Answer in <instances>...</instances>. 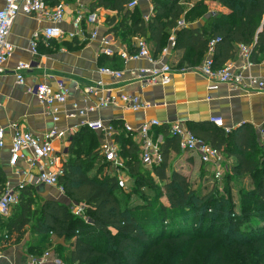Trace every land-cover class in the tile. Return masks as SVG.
I'll return each instance as SVG.
<instances>
[{
	"label": "trees",
	"instance_id": "16d2710c",
	"mask_svg": "<svg viewBox=\"0 0 264 264\" xmlns=\"http://www.w3.org/2000/svg\"><path fill=\"white\" fill-rule=\"evenodd\" d=\"M131 1L93 0L92 3L93 8L112 11L108 22L127 41L130 53L136 52L132 36L153 42L155 48L151 53L156 55L163 50L171 34L176 37L174 49H183L186 53L180 60V68L200 64L215 39H218L213 47L216 67L234 58L242 43L251 45L252 61L264 53V0H220L230 8L227 14L208 12L203 0H197L190 7H186L183 0H153L155 13L148 20L128 7ZM200 18L204 19L201 27L179 24ZM112 123L121 128L115 121ZM202 124L194 127L193 132L220 149L223 155L233 158L235 175H261L251 200L256 202V208H264V172L261 171L264 156L254 127L245 123L231 131L210 126L208 122ZM122 128L116 141L125 160L123 170L133 179L129 192L124 193L115 173L109 174L111 163L93 142L94 136L86 131L78 132L73 135L70 157L62 164L58 185L70 203L82 204L83 214H75L66 201L42 198L35 186L21 185L17 190L19 204L7 219L0 216V236L10 237L14 233L20 239L25 228L32 224L39 234L52 233L64 240L65 244L58 242V245L67 249L65 257L56 255L65 264H155L163 258L169 264H201L199 259L203 260L202 264L259 262L254 256L256 249H249L245 242H233L231 248L234 249L224 248L220 239L232 233L217 236L207 232L210 225L205 226L204 222L219 224L220 220L214 215L221 214L224 203L215 199L214 188L201 194L188 175L170 164L171 152L178 153L181 147L179 138L169 132L167 125L156 127L163 135L162 161L152 169H147L140 161V147L133 134ZM87 139L91 140V146H87ZM104 163L107 165L102 167ZM6 181V174L0 168V194L6 191ZM134 195L138 196L135 201ZM262 217L264 219V215ZM221 224L227 228V223ZM232 224L237 231L239 223ZM262 231L264 234V228ZM250 239L255 241L254 245L263 241ZM206 243L217 249H209L204 259L205 249L197 247ZM184 245L189 249H182ZM37 248L41 247L31 245L34 252Z\"/></svg>",
	"mask_w": 264,
	"mask_h": 264
},
{
	"label": "crops",
	"instance_id": "0c3cea01",
	"mask_svg": "<svg viewBox=\"0 0 264 264\" xmlns=\"http://www.w3.org/2000/svg\"><path fill=\"white\" fill-rule=\"evenodd\" d=\"M5 1L0 0V8L4 7ZM196 1L183 0V3L186 7H190ZM48 3L52 7L63 4L65 13L61 26L67 34L60 39H47L43 31L50 24L48 20L20 13L14 20L9 34V40L14 44L15 51L0 72V127L5 129L4 144L0 146V168L6 174V189L17 191L21 185L37 187L41 184L38 181L41 167L55 170L58 165H62L70 157L73 135L78 132L86 131L92 134L93 142L99 148L101 137L98 131H89L81 124L83 119L87 118L115 121L121 127L120 132L126 124L136 128L149 119H158L162 125L180 121L182 125L192 130L206 122L210 126H216L211 121V117L220 116L224 120L223 128L231 131L245 123L251 124L259 139L260 129L264 126V89L250 85L249 77L264 80V53L260 54L255 61L248 63L237 51L235 57L229 61H233L235 67L242 71L246 77L245 84L234 87L222 83L217 89L209 90V79L201 72L202 62L192 67L180 68V60L186 53L184 54L183 49L170 47L169 40H166L167 43L164 46V48L168 47L166 52L163 48L156 55L151 54L170 63L174 69L172 80L166 85L143 83L138 80L134 72L142 67H150L152 63L144 57L124 61L121 53L123 51L130 53L128 51L130 46L108 22V16L113 14L112 11L104 7L93 8V0H48ZM204 3L210 13L227 14L231 11L219 0H204ZM132 9H135V14H140L146 20L155 13L153 0H138ZM92 12L97 14V21L89 23L87 16ZM78 15L83 16L81 32L71 37L69 33H76L74 21ZM203 24L204 19L200 18L185 22L183 25L201 27ZM94 30L97 31V35L92 37L91 32ZM36 31L41 35L38 40V53L34 54L31 50V40ZM136 37L138 36H132L131 42L137 52ZM148 45L151 52L155 48L154 43L149 42ZM106 49L113 53H107ZM211 54L213 55L210 50L207 51L204 58ZM20 61L31 64L30 69L24 72L23 83L18 82L16 75V67ZM104 66L122 71V75L115 77L103 74L100 68ZM99 79H103L105 86L111 89L112 95L117 97V102L101 107L97 113L87 117L70 116V113L74 111V104H84L85 88ZM60 80L64 81L68 89V99L65 104L58 107L57 111L40 103L29 91L33 85L40 82H46L56 88ZM104 90L91 95V101L95 102L100 95L104 94ZM122 94L138 95L143 101L148 102L149 106L139 110L124 107L120 99ZM55 116L58 117L57 120L54 119ZM13 123L19 124L21 129L31 131L39 137H44L53 127L64 132V135L53 139L58 161L50 164L48 159L37 160L32 150L27 149L24 151V157L12 164L10 158ZM86 143L87 146L90 145L91 140L87 139ZM227 158L233 160L232 157ZM170 164L189 178L194 167L202 166L207 171L211 169L201 161L199 154L182 147L178 153L171 152ZM114 173L113 168L109 170V174L114 175ZM152 175H154L153 172ZM127 181L129 185L133 184V179L129 176ZM39 193L44 199L65 201L62 199L63 196L65 198L63 191L56 185H45V190ZM2 231L4 233V229ZM47 235L50 237L49 242L65 244L64 240L58 239L52 233L39 234L36 237V243H31L28 247L25 245L26 236L18 242L13 239L16 236L14 233L8 238L0 236V251L3 253L0 264H27L29 260L27 251L31 249V245L41 247V241Z\"/></svg>",
	"mask_w": 264,
	"mask_h": 264
},
{
	"label": "built area",
	"instance_id": "2783aa9c",
	"mask_svg": "<svg viewBox=\"0 0 264 264\" xmlns=\"http://www.w3.org/2000/svg\"><path fill=\"white\" fill-rule=\"evenodd\" d=\"M138 3V0H132L128 6L133 7ZM20 13L35 15L41 20H48L50 24L45 27L43 34L47 39H60L67 33L61 26L64 20L65 9L62 3L55 6H50L47 0H6L3 8H0V72L4 69V64L12 57L15 46L9 40V34L12 24L16 17ZM83 16L78 15L74 21L76 33H69L71 37H74L81 32V23ZM89 23L97 21V14L95 12L90 13L87 16ZM180 25L184 22L180 21ZM40 32H34L31 40V50L34 54L38 53V40L40 39ZM97 35V31L91 32V36ZM175 35L171 34L169 37V46H175ZM218 39L211 41L210 51L213 53V47ZM137 52L131 54L127 51L121 53L125 62L131 59L147 58L152 63L150 67H142L134 72L138 80L143 83H160L166 85L170 83L173 75V67L166 60H162L161 57H154L148 45L147 40L144 37H136ZM168 48V47H167ZM164 48V52L167 51ZM106 52L112 54L113 52L106 49ZM238 52L241 58L246 62L251 63L252 47L249 44H239ZM31 64L20 61L16 67L17 80L23 83L25 80L24 72L30 69ZM100 72L106 75H112L119 77L122 75V71L112 69L110 67H101ZM201 72L209 79V90H215L222 83L230 84L234 87H238L245 84L246 77L242 71L235 67L233 61H227L221 67H216L213 59V55L206 56L201 64ZM249 84L255 85L259 89H264V80L255 77H249ZM104 90V94L100 95L95 102H92L90 97L95 95L99 90ZM111 90V89H110ZM109 88L105 86L103 79L97 80L92 85L85 88L86 97L84 98V104H74V111L70 113V116L87 117L95 114L101 107L108 106L117 102V97L112 95ZM29 91H31L38 99V101L54 111L58 110V107L65 104L68 99V89L64 81L60 80L56 84V88H53L46 82H40L33 85ZM120 99L123 102L124 107L139 110L146 108L149 103L143 101L138 95L122 94ZM58 119L57 116L54 117ZM211 121L219 127H224V120L220 116H212ZM82 125L98 131L101 136V153L105 159L112 164L115 174L118 176V183L121 187L126 186L127 175L123 170L125 160L120 152V144L116 141V136L119 133V129L112 123L104 121L101 118L97 119H83ZM161 122L158 119H149L143 122L139 127L133 128L131 125L126 124L125 130L133 134V139L138 143L139 159L147 169H152L156 164H160L162 161L161 144L163 141L162 133L156 131V127L161 126ZM169 132L175 135L180 140L182 148L191 151L192 153L199 154L201 161L208 165L213 173L215 180L222 179L227 172L229 165L226 163L223 153L220 149L207 142L206 140L198 137L192 130L182 125L180 121H174L167 124ZM12 147L10 162L15 164L20 158L24 157V151L31 149L37 160H46L50 164H55L58 158L55 156V148L53 146V139L64 135V132L59 131L57 127L51 128L44 137H39L28 130L20 128L19 124H12ZM228 130L227 128H225ZM5 129L0 127V146L4 144ZM259 141L264 154V126L259 132ZM62 165H58L55 170H51L41 167V171L38 177L39 183L45 185H56L60 190L63 188L58 185L59 176L62 174ZM20 202L19 194L15 190L6 189L0 194V216L9 217L15 206ZM73 212L77 215L83 214V207H75ZM8 238L9 235H5ZM3 257V253L0 251V258ZM27 264H65L62 258L58 255L51 253L50 251L43 252L39 257L34 255L30 256Z\"/></svg>",
	"mask_w": 264,
	"mask_h": 264
},
{
	"label": "rangeland",
	"instance_id": "374dc122",
	"mask_svg": "<svg viewBox=\"0 0 264 264\" xmlns=\"http://www.w3.org/2000/svg\"><path fill=\"white\" fill-rule=\"evenodd\" d=\"M224 158L226 160V163L229 165V168L225 173L224 177L219 180L214 179L211 169L208 170L209 171L208 172L207 169L203 168L202 166L192 168V175L190 179L194 188L199 189L198 191L201 194H207L214 188L215 199L217 200L219 199L224 203V206L222 207L223 211H221V214L217 213L216 215H214L215 219L220 220L219 224H215L214 222H210V221L204 222L205 226L207 224L208 226L210 225L209 226L210 228L208 227L207 232L210 234L215 233V235L217 236H223V233H227V232L232 233L233 235L229 237L224 236V238L220 239L223 240L224 243L223 246L225 249H234L231 248V244L233 242L236 241L245 242L249 244V249H256L254 250V256L256 257V260L259 259L258 260L259 262H257L256 264H264V238H260L264 235L262 231V229L264 228V219L262 217L264 215V208H259V207L256 208L255 206L256 202L251 200L255 188L260 181L261 175L258 173L235 175L232 170L233 160H229L226 155H224ZM106 165L107 164L104 163L102 167H105ZM109 166L111 170L112 164H110ZM180 168H182V166H180ZM261 171L264 172V163L262 164ZM121 188L124 189V193L129 192L130 185L128 184V181H126V186ZM62 199L65 200L67 203H70L69 201H67L69 199L67 198L66 195L65 198L63 196ZM132 199L135 201L138 199V196L134 195ZM38 201L41 202V198H39ZM77 205L82 206V204L73 203V202L69 204L72 210H74L75 206ZM220 205L221 204H219V206ZM199 213L200 212L198 211V214ZM233 214L235 216H233ZM87 219L88 217L86 218V220ZM222 222L227 223V228L225 227V225L222 226L221 224ZM237 222L239 223V226L237 227V231H235L234 230L235 227L232 223H237ZM38 235H39L38 231H36V229L33 228L32 224H30L25 228V234L20 239L17 238V236H14L13 239L18 242L21 241L24 236H26L25 245L26 247H28L31 243H36L35 240ZM250 237L258 238L263 241H259V244L254 245L255 241L250 239ZM48 238H50L49 235H47L45 239L41 241L42 243L41 249H37L36 252L33 251L34 249H29L27 251L29 258L32 255L39 257L45 251H50L55 255L59 254L62 258L63 256L65 257L67 249L59 247L58 243L55 241L49 242ZM246 239H250V240H246ZM172 249H180V248H172ZM182 249H189V246L184 245ZM197 249H205L203 250L202 257L206 259V257L209 254L208 253L209 249H217V248L215 245L206 243L200 245L199 247H197ZM176 258H177V254L176 257H174V261L176 260ZM198 261L201 264L203 263V260L201 259H199ZM155 264H169V263H167L165 258H163L161 260L158 259Z\"/></svg>",
	"mask_w": 264,
	"mask_h": 264
},
{
	"label": "water",
	"instance_id": "95a60500",
	"mask_svg": "<svg viewBox=\"0 0 264 264\" xmlns=\"http://www.w3.org/2000/svg\"><path fill=\"white\" fill-rule=\"evenodd\" d=\"M37 189L39 190V191H44L45 190V184L44 183H41V184H39L38 186H37Z\"/></svg>",
	"mask_w": 264,
	"mask_h": 264
}]
</instances>
